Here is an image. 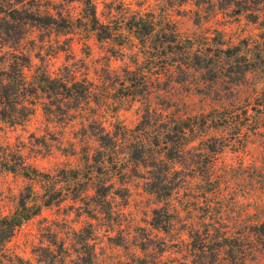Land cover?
<instances>
[{"label":"trees","instance_id":"16d2710c","mask_svg":"<svg viewBox=\"0 0 264 264\" xmlns=\"http://www.w3.org/2000/svg\"><path fill=\"white\" fill-rule=\"evenodd\" d=\"M68 1L79 3L78 17L59 9L55 14L43 13L39 8L41 0H0V123L22 126L37 106L65 124L80 118L79 136L86 140L80 153L85 171L87 167H93V173L105 176L87 183L76 169H71L69 174L62 169L59 178H63L61 183L68 188L70 198L89 197L88 210L97 208L109 217L114 213L111 197L125 199L127 196L125 177L131 171L142 179L144 191L155 200L150 227L169 233L174 223L173 214L178 211L170 201L178 192L187 189L190 182L201 184L206 191L215 190L217 181L212 172L213 163L227 145L221 137L209 135L208 131L241 129L252 118L264 119V0L216 1V9L231 17H244L260 29L255 37L242 38L234 44H225L219 31L209 39L206 36L181 38L174 27L157 23L159 18L149 13H132L123 20L124 23L115 25L100 20L94 0ZM64 2L67 3L63 0L61 5ZM199 5L196 1V6ZM209 6L210 11L216 10L214 3ZM33 27L62 35L79 30L84 37L113 40L119 48L127 44L125 41L130 40L128 34H131L139 46L130 54V64L120 71L105 68L100 81L95 82L68 65L58 72H51L43 65H33L21 47V41ZM193 72L198 73L201 91L213 93L211 98L218 106L193 116L170 111L163 114L171 106L168 103L160 105L159 109L152 106L153 88L158 90L160 84L185 82ZM173 73L181 77H173ZM240 86L245 89L240 91ZM155 94L157 98L158 92ZM128 98L142 99L144 104L141 118L133 127L107 122L99 115V107L107 104L108 99L119 102ZM91 103L96 106L91 107ZM86 108L97 111L93 115L80 116ZM87 139H92L95 146ZM197 140L198 145H192ZM0 168L21 173L30 183L54 182L52 175L25 161L18 149L0 146ZM89 188L91 193H85ZM55 190L49 189L42 194L43 206H51L63 199ZM20 204L25 207L26 197L21 198ZM39 209L37 207L33 214ZM16 225L12 217L0 216V254L13 236ZM190 234L194 237L189 243V255L200 261H205L202 257L209 251L214 256L224 251L233 259L237 248L242 249L246 244L244 241H258V246L264 248V221L250 224L245 234L237 233V236L230 235L228 230L217 231L215 235L193 230ZM152 237L146 234V241L138 243L142 251L148 253ZM88 238L83 239L81 251H74L75 258L71 261L92 264L96 260ZM108 238L114 240V237ZM134 259L143 264L149 261L139 257ZM151 261H155L154 258ZM0 264L32 263L17 257V261L9 259Z\"/></svg>","mask_w":264,"mask_h":264},{"label":"rangeland","instance_id":"374dc122","mask_svg":"<svg viewBox=\"0 0 264 264\" xmlns=\"http://www.w3.org/2000/svg\"><path fill=\"white\" fill-rule=\"evenodd\" d=\"M64 1L67 3L61 5L63 0H41L40 11L55 14L59 9L78 17L79 3ZM94 1L101 21L120 25L132 13H149L159 18L157 23L174 27L181 38L206 36L209 39L219 31L225 44H234L242 38H253L260 31L244 17H231L216 9L217 0ZM209 3H214L215 11L209 10ZM128 38L127 44L119 48L113 40L84 37L79 30L62 35L33 27L21 41V47L33 65H43L51 72H58L68 65L78 74L84 73L99 82L105 68L120 71L130 64V54L138 50L139 45L131 34ZM173 77L181 76L173 73ZM161 78L166 80L164 73ZM200 82L198 73L193 72L185 82L160 84V89H152V106L159 109L160 105L168 103L171 106L163 114L170 111L183 116L205 113L214 105L218 106L211 98L213 93L201 91ZM238 89L243 91L245 87ZM157 92L159 96L155 98ZM106 103L99 107V115L107 122L127 127H133L139 121L144 107L142 99L138 98L119 102L108 99ZM95 106L91 103V107ZM96 111L86 108L80 116L93 115ZM79 122L80 118H75L68 124L62 123L58 117L45 114L37 106L22 126L0 123L1 148L18 149L25 161L54 177V182L50 181L54 186L50 182L30 183L21 173L0 168V216L12 217L17 224L0 254V261H17L18 257L32 264H79L83 261L71 259L75 258L76 249L81 251L83 239L89 237L88 243L96 254L92 264H143L135 257L149 260L146 264H264V248L258 246V241H244L246 244L242 249L237 248L233 259L224 251L216 256L211 251L206 252V257H202L205 261L189 255L193 230L214 235L217 231L228 230L230 235L237 236L245 234L250 224L264 221V119L252 118L241 129L208 131L209 135L221 137L227 145L213 163L212 172L217 181L215 190L206 191L201 184L190 182L187 189L178 192L170 201L178 211L173 214L174 223L169 233L150 227L155 200L144 191L142 179L131 171L125 177L127 196L125 199L111 197L114 213L109 217L97 208L89 211V197L70 198L68 188L61 183L63 178H59L62 169L68 174L72 173L71 169H76L87 183L105 176L93 173V167H87L85 171L80 153L86 140L79 136ZM87 140L95 146L92 139ZM192 145H198V140ZM101 173L105 171L101 170ZM49 189L51 192L56 189L57 196L63 199L51 206H43L42 194ZM85 193L90 194L91 188ZM24 197L26 204L21 207L20 200ZM37 207L39 211L33 214ZM25 215H29L27 219L23 218ZM146 234L154 236L149 242L148 253L138 244L146 241ZM116 241L121 244L117 245ZM209 245L213 247L211 243ZM64 253L69 256L65 257ZM152 258L155 261H151Z\"/></svg>","mask_w":264,"mask_h":264}]
</instances>
